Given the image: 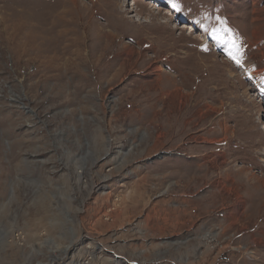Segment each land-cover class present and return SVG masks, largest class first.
Instances as JSON below:
<instances>
[{"label":"rangeland","instance_id":"obj_1","mask_svg":"<svg viewBox=\"0 0 264 264\" xmlns=\"http://www.w3.org/2000/svg\"><path fill=\"white\" fill-rule=\"evenodd\" d=\"M175 4L0 0V264H264V0Z\"/></svg>","mask_w":264,"mask_h":264},{"label":"bare ground","instance_id":"obj_2","mask_svg":"<svg viewBox=\"0 0 264 264\" xmlns=\"http://www.w3.org/2000/svg\"><path fill=\"white\" fill-rule=\"evenodd\" d=\"M111 2V1H110ZM116 3V2H115ZM122 6V5H121ZM124 7V6H122ZM145 9V8H144ZM147 11V10H146ZM151 11V10H150ZM114 12V11H113ZM143 12V11H142ZM169 13V12H167ZM158 23V22H157ZM153 24V23H152ZM156 24V23H155ZM162 24V23H161ZM164 25V24H163ZM155 27V26H154ZM159 27V26H158ZM167 27V26H166ZM153 28V27H152ZM34 93V92H33ZM255 107H256V104H255ZM79 243L77 242V240L71 245L72 247L71 248H68V249H65V254L66 256L65 257H68V255L71 253V251L73 250V248L77 247ZM84 251V250H83ZM55 258V257H54ZM70 264V263H69ZM72 264V262H71Z\"/></svg>","mask_w":264,"mask_h":264},{"label":"snow or ice","instance_id":"obj_3","mask_svg":"<svg viewBox=\"0 0 264 264\" xmlns=\"http://www.w3.org/2000/svg\"><path fill=\"white\" fill-rule=\"evenodd\" d=\"M170 2L172 3V6H173L174 8L177 7V5L175 4V0H170ZM232 59L235 60L236 63H238V64L240 63L239 60H236V57H235V56H233Z\"/></svg>","mask_w":264,"mask_h":264}]
</instances>
